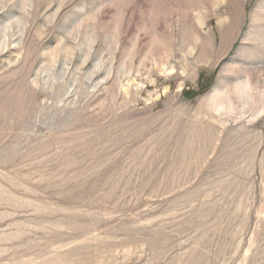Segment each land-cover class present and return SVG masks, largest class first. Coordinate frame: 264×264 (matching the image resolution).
Wrapping results in <instances>:
<instances>
[{
    "label": "rangeland",
    "instance_id": "rangeland-1",
    "mask_svg": "<svg viewBox=\"0 0 264 264\" xmlns=\"http://www.w3.org/2000/svg\"><path fill=\"white\" fill-rule=\"evenodd\" d=\"M0 264H264V0H0Z\"/></svg>",
    "mask_w": 264,
    "mask_h": 264
}]
</instances>
